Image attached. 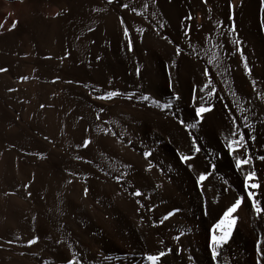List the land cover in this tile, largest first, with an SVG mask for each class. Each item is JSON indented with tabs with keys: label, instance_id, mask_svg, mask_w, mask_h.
I'll return each instance as SVG.
<instances>
[{
	"label": "bare ground",
	"instance_id": "obj_1",
	"mask_svg": "<svg viewBox=\"0 0 264 264\" xmlns=\"http://www.w3.org/2000/svg\"><path fill=\"white\" fill-rule=\"evenodd\" d=\"M171 2V7L167 5L170 8L169 11L167 9L168 15L163 18L165 29L161 31V36L164 35L167 40H157L148 25L140 21V16V20L133 16L137 20L128 22V30L130 29V35L136 42L143 37L147 50H150L147 53L153 56L155 68L151 73L158 79H154L156 82L152 86L144 83L147 90L151 89L154 101L171 104L172 114L165 118H152L146 109L147 113L125 106L116 110V117L123 129L130 134L128 138L141 141L146 149L152 151V173L137 166L143 160L140 161L141 157L132 152L127 144H120L113 135L103 137L99 141L103 155H107V160L130 173L129 181L122 183L124 191L121 195L114 189L117 185L106 190L101 184L102 188L93 192V196L105 202L103 204L107 211L102 212L108 218L104 219L101 211H98L101 215L96 216V208H90V211H95L90 213L91 216L89 208L86 211L82 208L81 201H78L81 195H75L81 192V187L72 194L71 185L66 188L62 181L64 178L58 174L59 179L50 180L52 185L48 184L50 187L44 189L43 201L46 202L45 209L48 212L46 215L64 219L65 222L71 218L72 224L77 226L69 231L72 232L70 239L74 243L73 254L80 264H150L144 257L159 251L166 254L158 264H257V261L264 264V254L257 256L255 251V241L264 236V213L258 218L247 199L230 214L234 220L233 231L228 244L219 250L217 261L212 260L208 247L212 223L237 196H247L243 185L244 173L235 170L224 143L231 131L236 130L232 125L233 119L237 121L238 130L245 134L253 157L251 168L246 165L242 167L244 172H255L259 188L252 191L256 193L254 199L264 208V160L259 159L264 156V99H261L264 97V11L261 0ZM3 5L7 11L0 14V25H3L0 28V61L8 48L16 44L19 54L27 52L33 55L31 69L37 77L34 83L14 87L9 86L7 75H0V93H7V98L4 99L7 102L16 96L29 95L33 90L41 93V83L45 79L43 71L47 72V69L43 67L42 60L41 66L35 61L36 52L43 46L41 44H46L54 58L64 54L66 45L70 43V36L74 33L71 30L72 24L75 25V32L84 43V48L88 46L90 38L104 37L114 55L126 65L121 24L125 15L118 13L121 0H113L111 4L107 0H0V6ZM13 21L17 22L16 27L9 30ZM233 25L235 33L230 32ZM186 29L191 30L189 38L185 35ZM233 36L241 41L239 46L233 45ZM177 47L181 49L180 54H177ZM41 51L44 53V50ZM241 52L244 60L240 59ZM213 54L217 59L209 63ZM171 59L178 67L177 77L173 83L170 84L169 81L164 84L163 79H167L165 73L169 66H173ZM245 63L250 74L245 70ZM52 64L56 63L52 62L47 66ZM124 69L126 72V68ZM204 69L210 71L207 78L202 75ZM122 74L124 79L126 75ZM209 78L216 88L213 97L207 96V89L203 93L199 91ZM253 81L256 82L255 86ZM7 88H12L14 92ZM175 95L180 99H175ZM201 96L204 97L205 106L211 104L212 109L202 114V120H194V109L201 103ZM66 113L60 109L53 114L52 121H49L52 122L54 136L61 137V142L64 138L71 137L79 143L82 137L75 134L69 121L71 116L68 117ZM24 120V113L17 119L12 109L0 101V264H37L31 259V255H27L33 250H27L25 254L21 250L30 239L36 238L37 245L41 242V208L44 207H41V163L31 167L26 158L29 137ZM180 121H184V125ZM194 122L197 123V128L186 130L187 125ZM190 134L197 138L201 146L199 153H191ZM178 152L192 154L194 158L181 163ZM188 163L193 165L191 171L187 167ZM211 165H215V172L203 182L204 194L201 196L200 189L194 184V174L201 171L212 172ZM32 173H35V184L30 193L24 184ZM225 180L227 183H224ZM108 181L110 182L107 180L103 185ZM129 182L134 188H140L143 195L133 196L134 190ZM176 209L179 211H175ZM169 212H174V215L163 220ZM36 213L39 230L34 235L32 225ZM218 232L219 230L217 234ZM177 236L179 239H174ZM10 241L17 242V245H11ZM169 248L171 252L168 251ZM35 251L41 254V246H37ZM53 257L65 262L70 255L59 252Z\"/></svg>",
	"mask_w": 264,
	"mask_h": 264
},
{
	"label": "rangeland",
	"instance_id": "obj_2",
	"mask_svg": "<svg viewBox=\"0 0 264 264\" xmlns=\"http://www.w3.org/2000/svg\"><path fill=\"white\" fill-rule=\"evenodd\" d=\"M141 1L142 0H121V5L119 6L120 10H118V13H120L121 15H125V18L123 17L122 19L124 21L123 29L125 27L129 28L130 25H128V22L137 20L140 16L139 18L141 20H138L148 25L154 36L156 35L155 38L157 40H159V38L165 40L162 38L165 36H161V31L163 32L166 26L163 18H166V15H168V11L170 10V8L168 9L167 5L171 7L170 3L172 4V0H157V2L156 0H143V2ZM140 4L141 6L144 5V7H141ZM124 5H128V7L125 8ZM145 5H147V7H145ZM153 6L154 9H152ZM6 11V6H0V14ZM163 11L165 12L163 13ZM137 12L139 15L137 14ZM154 15H156V17ZM133 16L137 19H134ZM125 19H127L128 21H125ZM74 28L75 25L72 24L71 30H73L74 33H72V37L70 36V43L67 44L68 46L66 45L64 54L54 58L52 52L49 53V51L51 50L46 44H41V46L43 45V48L41 47V49L36 52L35 61L41 66L42 60L43 67L47 69V72L43 71V73L45 74V79L43 83H41V93L33 90V93H29V95L24 94L16 96L13 97V99H10V101L8 102L7 100H4L7 98V93H5L6 95L0 93V101L5 102L6 107L12 109V112L17 119L21 116L22 113H24L25 129L29 137V148L27 149L26 157L29 165L32 167L41 163V188L43 190H41V207L44 206L41 208V242L39 245H37V243L29 245V243L27 242L21 250V252L24 254L27 253V250H33L32 253H29L27 255H31V259L36 261L37 264H67L68 260L73 258L74 250V243L71 240L72 232L70 231H72L76 225L72 224L71 218H68L65 222L64 219H58L55 216L52 217L53 215H46L48 214V212L45 209L46 202H44L45 187L52 185L53 180L55 181L59 179V177L57 179V174L58 176L61 175L60 177L64 179L66 178V181L60 178L65 183L66 188L71 185L70 190L73 191L72 194L76 193V191L78 192L79 188L81 187V192H78V194L76 193L75 195L77 197L81 195L78 201L79 203L81 201V203L83 204H81L82 208H89V210L86 209V211L88 210V212L90 211V208H96L97 210H94L97 212L91 210L92 212L90 211L89 214H93L95 212L94 214L96 216L101 215L100 213L102 211H107V207H104L105 204L103 203L105 202H103L100 198H96L95 196H93V192H98L97 190L99 188H102V186L103 189L108 190L111 189V186L117 185L118 187L115 186L117 190L116 188H113L115 189V191H118L117 194L121 195L124 191V186L122 183L126 180L129 181L128 179L130 174L123 167H119L107 160V155H103L104 153H102L100 149L101 142L99 141L101 140V138H105L108 136L111 137L113 133H115L113 137H115L120 144H127L131 148L132 152L141 157L139 160L143 161H141L140 164V161L137 159V161H139L137 163L139 164L137 165L139 168L147 173H152V170L154 169L151 157L149 156L147 159H145L143 155L145 151H150L151 154L152 151L150 149H146L141 141H134L128 138L130 134L123 129L122 123L116 117L118 116V112L116 113V110L122 106L123 108L124 106L127 108L132 107L138 111L148 110L149 115L152 118H165L166 116H170L172 114L173 108L172 105L168 103L167 104L170 105V107L167 109L163 108V105H165L164 103L156 102L154 104L153 95L150 92L151 89L147 90V85L152 86L154 82H156V80L154 79H156L157 77L154 73H151L154 72L153 68H155V65L152 59L153 56H150L151 54H149V48L147 50L146 44L143 42V37L142 40H140V37L138 39V42H136L137 40L133 39L132 35H130L129 29V36L131 40L133 39V50L129 52L126 45L128 41L125 39L122 31V38L124 41L123 58L126 60V65L124 66V62L121 61V58L118 60V57L114 55V52L111 50L109 42L103 39L104 37H100L99 39L90 38L91 40L88 41V46L84 48V43L81 42L75 32L76 29ZM185 32H187V36L189 38L191 30L186 29ZM134 42L136 44H134ZM143 44L145 47L143 46ZM15 49H17V45H11L10 48H8L7 53L3 55L4 58L2 56V61H0V68H6L7 71L0 72V75H7L6 78L10 82L9 86L14 87L21 85L24 86L25 84L36 82L37 77L32 73L31 69V62L34 58L33 55L31 53L27 54V52H25V54H19L18 49ZM41 50H44V53ZM148 51L149 53H147ZM72 57H74L75 59ZM7 58L10 59L8 60ZM147 58L150 59L148 60ZM52 62L56 64H52V66L50 65V67H48L47 64L49 65ZM171 63L173 64L172 59ZM115 64L117 67L115 66ZM106 68H108V70ZM124 68H126V72ZM177 68V65L168 67L166 71L167 73H165V75L167 74L166 78L168 80L163 79L164 84L169 83V81L171 84L175 81L178 73ZM120 69L123 70L121 71ZM137 69H139V73H137ZM118 71L125 73L126 77H124L123 79L122 76L124 74L119 73ZM150 73L153 74V76ZM146 76H149L148 78L150 80ZM23 77H27V80L22 79ZM144 83H147V85ZM12 88H7V90H9L10 92H14ZM110 91H116L118 93H121V95L103 101L96 99L97 96L104 95ZM145 95L149 96L150 99L148 101H144L142 99V96ZM157 104H159L160 107H157ZM66 107H68V109ZM60 109H62L64 113L67 112V116H71H68L70 118L68 119L72 124L71 126L74 132L76 131L75 134H79V136H81L83 140L87 139L90 141L87 147L82 146V139L81 141L79 140L78 143V141L75 142L73 141L74 139L70 137L67 139L64 138L63 142H61V137H58L57 135H55L56 137L54 136L55 133L53 130L52 122L49 121H52L51 119L53 114ZM101 109H103V111H101ZM109 129L111 130L110 132L107 131ZM45 137H47V139H45ZM91 143H93V145ZM92 151H94V153ZM77 157H79V159H77ZM149 164L152 165L150 169L148 167ZM143 166L146 170L143 169ZM91 176L93 178H90ZM99 177H102V179ZM34 178L35 173H32L24 184L25 188L30 193L33 192L31 191V188L35 184ZM107 180H110V182L108 181L110 184L106 183L103 185V183H105V181ZM112 183L113 185H111ZM129 184L132 186L134 192L141 191L140 188H134V186L130 182ZM49 187H47V189ZM85 189H87L86 193ZM93 189L95 191H93ZM134 192L133 196H135ZM94 197L96 199H94ZM98 211L101 212L98 213ZM73 215L74 214L71 215L72 218ZM102 216L104 217V219L108 218L104 213ZM69 222L70 224H68ZM38 230L39 219L38 214L36 213L32 225V231L34 235L38 234ZM9 243L13 246L17 245V242L15 243V241H10ZM36 245L41 246V254L35 251V249L37 248ZM59 252L70 255L69 259L64 262L53 257L54 254H57ZM76 258L77 256L75 257V260ZM53 260H57L58 262H54ZM77 261H79V259Z\"/></svg>",
	"mask_w": 264,
	"mask_h": 264
},
{
	"label": "snow or ice",
	"instance_id": "obj_3",
	"mask_svg": "<svg viewBox=\"0 0 264 264\" xmlns=\"http://www.w3.org/2000/svg\"><path fill=\"white\" fill-rule=\"evenodd\" d=\"M107 2L109 4L113 3V0H107ZM203 2H207V0H203ZM261 4H262V11H264V0H261ZM125 8L128 7V5H124ZM145 7H147V5H145ZM16 21H13L10 29H13L16 27ZM124 21L121 20V24L123 25ZM219 24V22H217ZM3 25H0V28H2ZM262 27H264V25H262ZM142 31V30H141ZM236 29L234 27V25L230 28V32L231 33H235ZM123 35L125 37V39L128 41L127 43V50L129 52H131L133 50V46H132V40L129 36V30L128 28H124L123 29ZM185 35H187V32L185 33ZM163 39L167 40V37H162ZM169 43H172V41H168ZM225 43H227V41H225ZM232 43L233 45L239 46L241 44V41L239 40L238 37L233 36L232 39ZM177 54H180L181 49H179L177 47L176 49ZM214 59H217L215 57V54H213L212 59H210L208 62L212 63ZM240 59L244 60V56L243 53L241 52L240 55ZM175 62H173V66H174ZM245 70L249 71L250 74V70L248 69V65L247 63H245L244 65ZM7 71L6 68H0V72H5ZM137 73H139V69H137ZM202 75H204L206 78L210 76V71L208 69H204L202 72ZM22 79L27 80V77H23ZM71 83V82H69ZM255 81H253V86H255ZM205 89H207V96L208 97H213L214 93L216 92V88L213 84V81L211 78H209L207 80V83L204 84L203 87H201L199 89V91L201 93L205 92ZM195 91V89H193ZM118 95H121V93H118L116 91H110L107 92L104 95L101 96H97L96 99L97 100H109L113 97H116ZM175 99L179 100L180 97L178 95L174 96ZM195 98V97H193ZM142 99L144 101H148L150 98L149 96L145 95L142 96ZM201 103L195 107L194 111H195V116H194V120H202L203 113H206L208 111H210L212 109V105L210 104L209 106H205L204 104V97L201 96ZM261 99H264V97H261ZM153 103L155 104L156 101H153ZM157 107H160L159 104H157ZM170 105L165 104L163 105L164 109L169 108ZM101 111H103V109H101ZM181 125H184V121H180ZM232 125L234 127V131H231V135L227 138H225V147L227 150V154L231 157V161L234 162V167L235 170H237L238 172H243V185H244V191L247 193V196H237L234 199V202L228 206L226 209H224L222 211V214L212 223V225L210 226V230L212 232L211 235V242L209 243L208 247L211 250V258L213 261H217L218 257L220 255L219 250L224 246L228 244V241L231 237L232 231H233V223L234 220L231 217V213H233L242 203V201L244 199H247L248 201L251 202V208L253 210V212L255 214H257V217H260L261 213H264V208H262L260 206V202L257 201L256 199H254L256 193L252 190H255L257 188H259V184L256 183V174L254 171L249 170L247 172H244V168L242 166H249V168H251L252 165V161H253V157H251L250 155V150H249V146L247 144V140L245 138V134L243 132H240L238 130L239 126L237 125V121L235 119L232 120ZM246 127H251V125H246ZM197 128V123H190L187 125V129L186 130H194ZM107 131H111L110 129ZM113 135H115V133H113ZM190 138H191V153H199L201 151V146L198 144V140L196 137L191 136L190 134ZM45 139H47V137H45ZM90 143L89 140L85 139L83 140V144L82 146L87 147L88 144ZM145 159H147L149 156H151V152L150 151H145L143 153ZM178 158L180 160L181 163H185L187 161H190L194 158V156L192 154H184V153H177ZM77 159H79V157H77ZM259 159L264 160V156L259 157ZM149 169L152 167L151 164H149ZM187 167L189 169V171L192 170L193 165L191 163L187 164ZM213 171L209 172V171H201L199 172V174H194V184L200 189V195L203 196L204 194V188H203V182L208 178V176L213 175L215 172V165H211ZM220 179H222V177H219ZM251 181V183H250ZM119 182V181H118ZM224 183H227V181L225 180ZM157 187H159V185H157ZM228 189H225V191H227ZM87 192V189H85V193ZM135 196H142L143 194L140 191H135L134 192ZM215 202V201H214ZM175 211H179V209H176ZM206 214V213H205ZM174 215V212H169L167 215H165L163 217V220H168L170 216ZM163 220L161 221V223H163ZM217 230H219L218 234H217ZM174 239H179V236L174 237ZM37 242L36 238L30 239L28 241L29 245L34 244ZM262 244H264V236L258 237L257 240L255 241V251H256V255L257 256H261L262 254H264V248H262ZM169 252H171V249H168ZM166 253L164 251H159L157 254L154 255H146L144 257V259H146L147 261L150 262V264H158V262L160 261V258L163 257ZM67 264H80L79 261L75 260V254H73V258L69 259ZM257 264H260L259 261H257Z\"/></svg>",
	"mask_w": 264,
	"mask_h": 264
}]
</instances>
